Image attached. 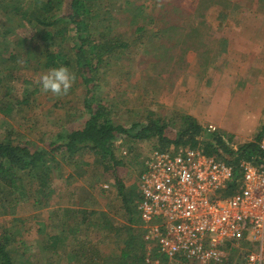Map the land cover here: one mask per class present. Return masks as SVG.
Here are the masks:
<instances>
[{"label": "rangeland", "instance_id": "obj_1", "mask_svg": "<svg viewBox=\"0 0 264 264\" xmlns=\"http://www.w3.org/2000/svg\"><path fill=\"white\" fill-rule=\"evenodd\" d=\"M54 1L53 17L66 12L65 0ZM86 1L95 44L100 38L126 44L103 58L88 87L75 69L71 30L64 40L55 38L49 44L39 34L52 29L36 25L34 19L39 16L33 12V0H0L1 141L49 150L63 130L82 127L88 119L84 102L90 97L94 105L104 106L106 118L115 125L130 128L159 120L171 137L180 127V117L186 116L183 107L193 104L199 88L215 87L213 76L242 63L236 53L239 34H231L234 26L264 25V13L240 8L243 0ZM226 25L231 29L223 30ZM22 28L38 33L24 38ZM47 53L59 55L61 66L68 63L74 80L67 94L55 96L41 90L40 77L52 69L45 67ZM258 79L254 75L235 82L239 87L235 96H227L230 92L224 89L217 92L216 118L229 129L198 121L206 130L219 133L229 149L254 142L264 127V85ZM247 84L250 89L245 92ZM222 96L227 101L222 102ZM159 147L155 139L139 142L127 137L112 145L113 157L123 163L119 175L126 193L136 188L143 160ZM54 157L56 164L42 189L46 177L26 171L18 173L12 187L0 181V239L6 242L11 263L104 264L119 256L129 233L136 238L134 251L139 258L145 229L138 203L132 202L131 214L125 211L107 172L108 161L87 151L70 158ZM52 234L60 237L54 248ZM243 243L229 251L232 264H240L250 250ZM154 257L151 254L146 262L145 255L140 264H189Z\"/></svg>", "mask_w": 264, "mask_h": 264}, {"label": "built area", "instance_id": "obj_2", "mask_svg": "<svg viewBox=\"0 0 264 264\" xmlns=\"http://www.w3.org/2000/svg\"><path fill=\"white\" fill-rule=\"evenodd\" d=\"M257 145L264 153V132ZM136 194L146 262L155 250L189 264H225L229 248L244 242L250 250L240 264H264V163H228L200 147L155 149Z\"/></svg>", "mask_w": 264, "mask_h": 264}, {"label": "trees", "instance_id": "obj_3", "mask_svg": "<svg viewBox=\"0 0 264 264\" xmlns=\"http://www.w3.org/2000/svg\"><path fill=\"white\" fill-rule=\"evenodd\" d=\"M33 1V12L38 13L39 16L34 19L36 25L44 29H52L50 32H41L39 34L41 39L51 44L55 38L64 40L68 31L71 30L73 42L70 47L75 57V69L85 87H88L93 82V77L105 56L117 49L126 48L124 43L100 40L102 38L95 44V40H93L89 32L90 5L86 0H65L66 12L63 13L62 11V14L56 17L51 15L55 7L54 0ZM30 24L31 22L28 25ZM137 30H143V28L141 27ZM20 32L24 38H32L37 29L22 28ZM60 61L59 55L47 53L45 67H60ZM63 65L67 66L68 63H63ZM92 104L94 105V98L92 97L84 102L88 119H86L82 127L80 129L67 128L63 130L57 140L48 145L49 150L32 149L28 145H15L9 140H0V181L12 187L16 180L19 179L16 177L18 173L26 171L28 175L34 177H46L45 182L41 186L42 189L47 184L48 177L46 175L53 171L56 164L54 156L60 155L61 158H70L80 152L87 151L102 161H108L107 172L111 173L114 179L113 185L121 197L125 211L131 214V204L134 200H138V197L135 187L130 188L126 193V187L120 179L119 169L122 168L123 163L117 161L111 153L112 144L117 138L127 137L139 142L155 139L159 143V149L161 150H166L167 146L170 145L183 149L201 147L205 154L220 157L226 162L233 164L242 159L264 163V153L257 145L264 132V127L255 136L254 142L244 144L237 150H232L224 144L219 133L206 130L196 119L188 115L180 117L179 129L172 132L171 137H168L167 125L160 123L159 120L150 121L146 124H134L127 128L115 125L107 119L104 106L99 103L94 106ZM50 239L52 240L51 247L54 248L60 237L55 235L51 236ZM140 240L141 256L139 258H137L136 251H134L136 238L129 233L125 248L121 250L119 256L106 261L104 264L142 263L144 261L143 256L146 254V246L143 238ZM229 251H233V248H229ZM152 254L155 256L154 259L160 258L164 262L167 261L166 257L156 254L155 250H153ZM0 264H12L4 239H0ZM225 264H232L231 255L227 258Z\"/></svg>", "mask_w": 264, "mask_h": 264}, {"label": "crops", "instance_id": "obj_4", "mask_svg": "<svg viewBox=\"0 0 264 264\" xmlns=\"http://www.w3.org/2000/svg\"><path fill=\"white\" fill-rule=\"evenodd\" d=\"M242 2L243 5L241 4L240 8L249 12H251V10L255 11L259 9L262 13H264V0H243ZM241 15L242 14L238 13V18H240ZM261 16L263 17L262 21L264 22V16ZM261 24L262 23L254 26L238 24L234 26L235 28L232 27L234 31L231 34H239L238 36L240 39V46L236 53H238L239 60L243 64H238L233 70L225 68L224 71L217 73L215 76H213V81H216L215 87H200L199 92L197 94V98L193 102V104L187 107H183L184 110H182V112L184 114L192 116L200 123L204 122L205 124L211 125L216 124L219 129L226 130L230 128V126L224 125L220 121L221 119L219 117L216 118L217 114L219 116V112L216 111L217 109L215 106V102H218V100L215 101V97L217 95V92H220L219 90L222 89L227 92H230L226 94L227 96H232V94H234L235 96L236 94H239L237 93L239 92V87L238 84L236 85L235 82L253 79L254 75H256L257 78H259L258 80H261L264 85V25ZM226 28L231 29V27L228 25L222 27L223 30ZM226 38L229 41L230 47V38L227 35ZM231 39L236 40L238 42V37L236 35H231ZM227 54L229 57L231 56L229 53H226V56ZM191 80H194V78L191 77ZM228 81L229 83H227ZM248 89H250V84H247L245 92L249 91ZM223 97L224 96H222V102L227 101ZM187 109H190V111ZM218 124H220V126ZM56 212H58L57 209ZM64 213L68 214L69 212L66 210L64 211ZM84 221L86 220H83V222ZM52 235L54 236V234Z\"/></svg>", "mask_w": 264, "mask_h": 264}, {"label": "clouds", "instance_id": "obj_5", "mask_svg": "<svg viewBox=\"0 0 264 264\" xmlns=\"http://www.w3.org/2000/svg\"><path fill=\"white\" fill-rule=\"evenodd\" d=\"M73 80L74 76L70 70L66 66H60L50 69L41 76L39 84L43 92L59 96L67 94Z\"/></svg>", "mask_w": 264, "mask_h": 264}]
</instances>
